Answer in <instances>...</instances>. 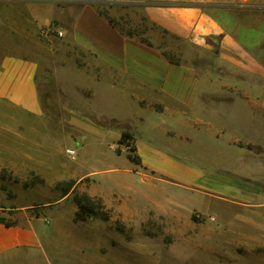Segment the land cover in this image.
<instances>
[{"label": "rangeland", "instance_id": "1", "mask_svg": "<svg viewBox=\"0 0 264 264\" xmlns=\"http://www.w3.org/2000/svg\"><path fill=\"white\" fill-rule=\"evenodd\" d=\"M114 6L108 0L99 10L108 14ZM117 24L125 32H144L167 57L186 60L199 72L220 70L217 49H191L145 22ZM257 38L264 39V28L254 34L253 40ZM56 48L36 51L45 68L38 74L44 122L33 129H12L14 114L0 113V214L18 224L42 218L47 229L59 217L66 220L64 233L109 237L114 249L105 242L98 262L86 252L82 257L77 253L81 264H264V70L259 85L250 87L238 81L248 74L227 63L222 70L228 77L224 95H219L218 80L206 81L217 90L206 100H225L227 110L198 112L201 122L175 124L173 135L156 127L153 112L130 98L124 105L122 97L104 91L94 110L72 88L70 95L65 93L59 67L66 55L80 65L89 56L73 43ZM263 52L261 47V56ZM82 67L83 81L91 84V74ZM68 73L70 81L79 78ZM74 112L102 132L131 128L149 164L175 178L150 168L144 159L142 165L132 163L123 145L111 147V141L77 130L70 124ZM211 177L232 185L231 193L210 187ZM236 188L242 190L238 195L232 193ZM86 197L99 203L100 214L108 213L110 219L69 222L78 200ZM65 242L60 238L61 253L69 252Z\"/></svg>", "mask_w": 264, "mask_h": 264}, {"label": "crops", "instance_id": "2", "mask_svg": "<svg viewBox=\"0 0 264 264\" xmlns=\"http://www.w3.org/2000/svg\"><path fill=\"white\" fill-rule=\"evenodd\" d=\"M107 1L0 0V113L14 114L10 128L33 129L44 122L38 74L45 68L36 51H56L58 43L66 47L73 43L89 56L80 65L66 55L59 67L65 93L69 94L72 88L80 98H87V107L93 105L94 110L100 107L104 91H107L105 95L122 97L124 105L126 98H130L142 109L153 112L154 120L157 119L154 125L164 128L168 134L175 135V124L201 122L196 117L198 112L211 108L215 109L213 113L227 110L225 100L219 103L206 100L217 93L206 81L218 80L219 95L226 92L228 77L222 70L226 71L227 63L248 74L238 81L250 87L254 83L259 85V72L264 70V52L261 56L259 51L261 47L264 49V39L253 40V36L264 28V0H111L116 6L110 8L108 14L117 23L135 26L145 22L166 30L174 39L187 42L191 49L219 50L220 70L212 73L199 72L186 60L170 62L153 43L149 46L141 41L152 42L144 32L141 36L123 33L120 25H112L97 9V4L105 5ZM51 25L63 30L61 39L43 34ZM84 65L91 74V84L82 79L80 71ZM68 70L76 72L79 78L70 81L72 75ZM70 124L99 140L111 141L112 144L108 143L111 147L118 144L121 137L117 130L100 131L91 119L76 116L75 112L70 116ZM138 151L150 168L175 178L172 173L150 165L140 145ZM159 152L165 153L155 151ZM209 185L226 193L233 190L232 185L214 177L209 179ZM240 192L242 190L236 188L232 193ZM1 218L12 225L2 222ZM67 220L76 225L75 215ZM65 221L52 218L47 229L42 218L18 224L0 214V264H81L77 255L82 257L85 252L98 262L100 247L105 242L108 248L114 249L109 237L99 233L90 236L86 233L80 238L75 233H64ZM60 238L66 239L65 245L70 247L68 253L58 250ZM51 256L55 258L52 260Z\"/></svg>", "mask_w": 264, "mask_h": 264}, {"label": "trees", "instance_id": "3", "mask_svg": "<svg viewBox=\"0 0 264 264\" xmlns=\"http://www.w3.org/2000/svg\"><path fill=\"white\" fill-rule=\"evenodd\" d=\"M100 4H97V9H100ZM101 15H104L108 21L114 25L118 26L117 22L107 13H103L101 10H99ZM156 27V26H153ZM157 28V27H156ZM124 32L123 29H121ZM161 30V29H160ZM164 34H169L166 30H162ZM128 35H133L131 32H127ZM143 43L148 44L149 46H152V43L148 41L147 39L141 40ZM163 55L173 63H178V60H173L170 57H167L166 53H163ZM119 145H123L128 149V159L136 164V165H142L143 164V158L140 155L138 151L137 146V138L135 135V132L131 128H126L122 131L121 137L118 142ZM119 151V150H118ZM100 208L101 205L99 203H96L94 199L90 197H86L83 200H78V209L75 214V219L77 221L81 222H87L91 218L100 217L104 221H108L110 219V216L108 213L100 214ZM2 222H5L7 225H12L11 222H6L4 219L1 218Z\"/></svg>", "mask_w": 264, "mask_h": 264}, {"label": "built area", "instance_id": "4", "mask_svg": "<svg viewBox=\"0 0 264 264\" xmlns=\"http://www.w3.org/2000/svg\"><path fill=\"white\" fill-rule=\"evenodd\" d=\"M43 34L47 37H51V36H63L64 35V32L63 30L57 28L56 26L54 25H51L49 26L48 28H46L43 32Z\"/></svg>", "mask_w": 264, "mask_h": 264}]
</instances>
